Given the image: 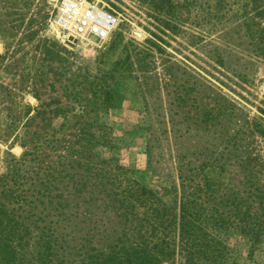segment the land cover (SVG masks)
<instances>
[{"label":"trees","instance_id":"16d2710c","mask_svg":"<svg viewBox=\"0 0 264 264\" xmlns=\"http://www.w3.org/2000/svg\"><path fill=\"white\" fill-rule=\"evenodd\" d=\"M249 2L264 18V0ZM129 58L111 64V83L95 84L93 104L115 107V82ZM216 61L232 72L229 62ZM187 75L180 67L170 72L165 106L145 103L153 122L147 162L161 179L159 190L132 177L118 160L100 158L95 149L109 140L96 119L70 134L61 112L65 121L47 138L52 162L44 164L36 148L19 142L21 155L0 174V264H238L226 238L238 235L254 245L264 236V161L255 147L264 126L210 83ZM198 84L215 109L194 102L190 92ZM76 95L65 107L79 105L87 116L92 109ZM162 137L167 153L155 151ZM162 153L175 169L172 179Z\"/></svg>","mask_w":264,"mask_h":264},{"label":"rangeland","instance_id":"374dc122","mask_svg":"<svg viewBox=\"0 0 264 264\" xmlns=\"http://www.w3.org/2000/svg\"><path fill=\"white\" fill-rule=\"evenodd\" d=\"M55 1L0 0V174L12 156L21 155L19 142L36 148L44 164L52 162L55 153L48 150L47 138L54 129L66 120L67 133L76 134L79 124L96 119L109 140L96 147L100 158L118 160L132 177L159 190L161 179L147 162L153 122L145 103L149 108L165 106L170 72L176 67L204 85L210 83L237 103L248 120H260L264 126V18L255 15L249 0H93L119 20L94 48L91 60L82 59L53 31ZM215 19L222 24L211 26ZM127 55L128 69L115 82V107L105 110L93 104L95 84L111 83V64L124 63ZM217 59L229 62L232 72ZM202 87L198 84L190 96L201 110L215 109L213 100L202 96ZM77 92L92 109L87 116L79 105L67 109ZM162 139L155 151L167 153ZM255 147L264 161V135H257ZM162 156L172 179L173 164ZM260 181L264 184V172ZM90 205L99 211L96 203ZM226 242L238 264H264V236L254 245L238 235L228 236Z\"/></svg>","mask_w":264,"mask_h":264},{"label":"built area","instance_id":"2783aa9c","mask_svg":"<svg viewBox=\"0 0 264 264\" xmlns=\"http://www.w3.org/2000/svg\"><path fill=\"white\" fill-rule=\"evenodd\" d=\"M118 20L111 9L93 0H56L53 4L52 22L60 28L65 46L84 60L94 57V48L108 37Z\"/></svg>","mask_w":264,"mask_h":264},{"label":"bare ground","instance_id":"6f19581e","mask_svg":"<svg viewBox=\"0 0 264 264\" xmlns=\"http://www.w3.org/2000/svg\"><path fill=\"white\" fill-rule=\"evenodd\" d=\"M51 27H52L53 31L57 34V36H59L61 38L62 42L64 43V41H63V35L61 33L60 28L55 23H53V22L51 24ZM70 47H73V43H70Z\"/></svg>","mask_w":264,"mask_h":264},{"label":"water","instance_id":"95a60500","mask_svg":"<svg viewBox=\"0 0 264 264\" xmlns=\"http://www.w3.org/2000/svg\"><path fill=\"white\" fill-rule=\"evenodd\" d=\"M67 43L70 44L71 42L67 41ZM263 87H264V85H263Z\"/></svg>","mask_w":264,"mask_h":264}]
</instances>
